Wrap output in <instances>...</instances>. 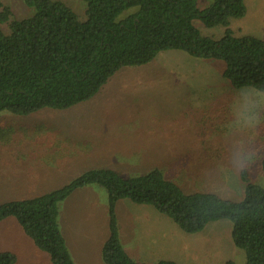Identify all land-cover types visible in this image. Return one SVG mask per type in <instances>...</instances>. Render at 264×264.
Wrapping results in <instances>:
<instances>
[{
  "label": "rangeland",
  "instance_id": "374dc122",
  "mask_svg": "<svg viewBox=\"0 0 264 264\" xmlns=\"http://www.w3.org/2000/svg\"><path fill=\"white\" fill-rule=\"evenodd\" d=\"M11 20L29 18L24 0H1ZM87 19L84 0H57ZM214 0H197L202 11ZM246 15L230 20L237 37L264 40V0H245ZM2 8L0 7V14ZM194 26L220 39L225 28ZM9 33V24L0 22ZM225 64L178 51L117 72L90 100L65 111L28 116L0 113V206L49 194L93 170L123 178L159 170L185 194L213 193L241 202L242 170L264 188V93L234 90ZM116 214L125 251L140 264H245L229 220L188 234L147 205L120 200ZM108 193L90 185L59 204V227L74 264H104L109 237ZM0 253L16 264H51L14 218L0 223Z\"/></svg>",
  "mask_w": 264,
  "mask_h": 264
},
{
  "label": "trees",
  "instance_id": "16d2710c",
  "mask_svg": "<svg viewBox=\"0 0 264 264\" xmlns=\"http://www.w3.org/2000/svg\"><path fill=\"white\" fill-rule=\"evenodd\" d=\"M84 1L87 19L81 21L57 0H24L32 16L11 20L10 8L0 0V22L9 24V33L0 31V113L28 116L43 109L69 110L90 100L121 69L148 64L171 50L222 61L223 76L234 90L264 93V40L237 37L229 28L231 19L246 15L245 0H214L202 11L197 0ZM194 20L208 28H225L224 36H203ZM261 165L264 173V160ZM241 179L245 197L234 202L213 193L185 194L157 169L131 178L93 170L60 190L1 205L0 223L16 219L51 264H74L59 227V204L80 188L98 185L108 193L104 264H140L120 241L116 208L124 199L153 207L188 234L229 220L232 242L245 253V264H264V188L252 181L247 169ZM16 261L15 255L0 253V264Z\"/></svg>",
  "mask_w": 264,
  "mask_h": 264
}]
</instances>
